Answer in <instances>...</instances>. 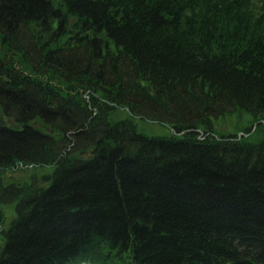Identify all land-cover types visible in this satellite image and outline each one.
<instances>
[{
	"label": "trees",
	"instance_id": "1",
	"mask_svg": "<svg viewBox=\"0 0 264 264\" xmlns=\"http://www.w3.org/2000/svg\"><path fill=\"white\" fill-rule=\"evenodd\" d=\"M235 117L264 121V0H0V264H264Z\"/></svg>",
	"mask_w": 264,
	"mask_h": 264
},
{
	"label": "rangeland",
	"instance_id": "2",
	"mask_svg": "<svg viewBox=\"0 0 264 264\" xmlns=\"http://www.w3.org/2000/svg\"><path fill=\"white\" fill-rule=\"evenodd\" d=\"M260 125V122H253L249 117H243L242 119L226 118L217 123L215 138H222L224 136L231 135H243L241 132L244 126L252 128V132L249 136H252L251 140L253 142H258L264 139V134L262 132H256V128ZM139 127L142 132L149 136H167L172 133V129L161 124H150L139 122ZM261 129V128H260ZM248 137V136H245Z\"/></svg>",
	"mask_w": 264,
	"mask_h": 264
}]
</instances>
